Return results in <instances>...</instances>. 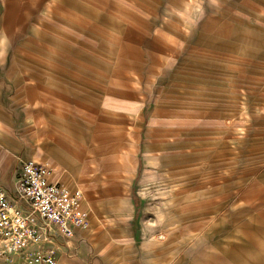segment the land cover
Returning <instances> with one entry per match:
<instances>
[{
    "label": "rangeland",
    "instance_id": "1",
    "mask_svg": "<svg viewBox=\"0 0 264 264\" xmlns=\"http://www.w3.org/2000/svg\"><path fill=\"white\" fill-rule=\"evenodd\" d=\"M231 1L43 0L33 14L37 19L58 15L54 3L71 6L77 15L71 23L61 18L65 28L60 32L61 48L73 45L76 62L63 65L74 70L75 77L68 79L65 71L54 70L52 80V88L82 105L72 104L70 110L58 100H43L42 87L26 88L27 84L36 88L38 80H22L18 40L6 38L0 45V186L15 190L22 160L33 159L52 166V179L83 192L87 226L68 239L56 234L69 242L66 250L56 246L57 264L149 262L150 231L164 213L159 202L164 185L155 183L160 154L150 141L167 102L187 111L186 137L195 147L198 144L196 153L202 155L193 165L201 167L199 178L188 176L183 201L173 204L191 211L198 200L196 191H201L200 225L186 230L170 264L198 260L209 231L206 226L215 219L218 228L209 235L221 239L222 264H251L253 258L264 264V229L257 221L264 212V48H252L251 54L243 45L237 51L233 46L221 49L200 38L202 23L211 12L252 35L264 36V9L252 11L244 0ZM4 8L0 0V37ZM65 31L72 34V42ZM218 34L229 39L227 33ZM173 39L177 44L165 49ZM179 48L184 52L175 53ZM169 54L176 55L173 67L167 66ZM156 58L163 61L158 64ZM11 64L12 73L7 75ZM26 72L41 79L44 74L37 62ZM62 113L70 114L71 136L81 145L78 174L76 161L49 152L43 145L51 139L39 131L44 125L66 131ZM23 126L29 127L25 133ZM137 129L141 147L132 153L137 150L133 141ZM124 139L130 145L117 148L114 156L119 162L127 152L128 171L113 184L103 159ZM153 201L159 202L157 209ZM173 215L178 221V214ZM61 254L70 260L60 262ZM0 264L26 263L21 254L6 252L0 240Z\"/></svg>",
    "mask_w": 264,
    "mask_h": 264
},
{
    "label": "crops",
    "instance_id": "2",
    "mask_svg": "<svg viewBox=\"0 0 264 264\" xmlns=\"http://www.w3.org/2000/svg\"><path fill=\"white\" fill-rule=\"evenodd\" d=\"M42 1L43 0H3L5 8L2 17V35L0 37V45L3 46L6 38L9 41H19L16 51L21 53V56L17 57V60H19L21 63V65L19 63L18 66V68L21 70V78L22 80L29 79V81H35L36 79L38 80V83H36V88H33V86L28 84L26 85V88L29 91L42 87L41 89L45 91L43 100H58L59 102H63L69 110L71 109L72 104H75V106L79 108L82 106L80 103L64 96L62 92L52 88V80L55 77L54 70L60 72L61 70L65 71L66 75H68V79L75 77L74 70L69 67L66 69L63 65V62L65 61L68 63V60H70L71 65L76 62L71 49L73 45L65 44L67 48L62 49L61 45L64 41L63 37L60 35V32L63 31L62 28H65L61 24V18L65 20L69 19V23H71L74 19V16L76 18L77 15H75L71 6L63 8L61 5L54 3V10L58 15H56L54 18L43 16L37 19L35 16H33V14L36 13L37 9L41 8ZM232 2L236 4L234 0L231 1V4ZM244 3L246 9L251 8L250 10L252 11H255L256 9H264V0H244ZM213 10L214 8L212 7V11ZM210 14L211 16L206 18L202 23L205 29L204 32L200 34L201 42L209 45L212 44L221 49L233 46L235 47V51H237L239 46L243 45V48L248 50L247 52H250L251 54L252 48H264L263 35H252L247 28L246 30H243L236 23L221 20L217 15H213V12ZM35 21L39 23L36 26V23L32 24V22ZM51 21H53L54 24L57 22L55 24L56 28H53L54 24L49 23ZM49 29L54 30L57 32V34L53 35V33H49ZM65 33L68 42H72V34H69V31H65ZM218 33H227L229 35V39L222 38V35H219ZM175 44H177L175 39L169 40L165 46V49L172 50ZM183 49L184 48H179V50L176 49L175 53H182L184 52ZM175 56H170L171 61H167V66H174L176 59L174 58ZM245 60H248V58ZM156 61L159 64L163 61V59L156 58ZM35 62H37V65L39 64L41 66V70L44 73L42 79L40 75L38 78H36L34 77L35 75L33 73L31 74L29 72L27 74L26 72L29 71L31 65L35 64ZM13 66L14 64H11V66L8 67L9 69L6 71L7 75L12 73ZM43 81L46 85L41 83ZM33 99L34 98L31 100ZM186 113V110H183V108L180 106H175V103L167 102V104L163 105L162 109L160 110L159 121L154 129V132L152 133L154 134V138H152L150 141L151 146L153 149H157L156 152L160 154V164L156 166L157 178L155 183L160 182L164 185V189L160 187V189H162V194L160 197L161 200L159 201L161 202L164 213L161 212V215L158 217L159 221L155 225L156 227L153 226L150 231L151 238L148 242L149 251L147 253L149 262L143 263V261H139L138 264H159V262L162 264H170V256L172 253L179 252L181 248V238L186 233V230L197 229V227L200 225L199 220L202 201L199 198L201 191H196L195 197L198 198V200L196 199L193 202L192 207H190L192 208L191 211H189L188 207H185L182 204L178 203L176 206L173 205L176 201H178V199L180 200V203L183 201L180 197L187 190L188 176H192L194 179L199 178L198 174L201 168L193 166L194 161L200 159L202 155L199 151L196 153V150H199L198 144L195 147V144L186 137V129L188 128L186 127L188 121L184 120V117L187 116ZM61 117L63 118L61 126H63L66 131H62L51 125H44L43 127L39 128L41 133L48 135V137L51 139L50 142H48L49 140L45 139L44 141H46V143L43 146H46V148L49 149L48 151L54 153L58 158L63 160H66L70 157L73 158L77 164L75 173L78 174V166L80 164L79 161L82 158V151L80 149L81 145L75 140L73 136H71L73 130L71 126L72 121L70 114L62 113ZM28 129V126H23L20 130L21 132L25 133ZM136 131L138 133L139 129ZM94 137L95 135L92 137V139H95ZM133 141L137 147V150L132 149L131 152L137 153L138 148L140 149L141 147L139 133L137 134V137H134ZM118 145L119 146H117L112 152L107 153L103 159L105 162L104 169L107 174V179L113 184L114 182L116 183V180L119 177H121L122 171H128V166L124 161V156L127 152L122 154L121 161L118 162L115 160L114 151L120 147L127 149V146L130 144L126 143L124 139V141H121ZM187 147L190 148L187 149ZM95 148L97 149V146H95ZM92 149L94 148L92 147ZM13 190L14 187L9 191ZM110 191L111 189L108 188L107 192ZM159 193L156 192V194ZM159 202L153 201L151 204H153L157 209ZM174 213L178 214L177 216L179 217L181 224H179V220L177 221L174 218ZM260 217L261 218H259L257 221L258 223L262 224L260 227L264 229V212ZM217 228L218 222L216 219L213 221L212 225L206 226V229L209 231L206 232L205 237L203 238L204 249L202 250L199 259H193L192 264L223 263L221 253V239L210 237L209 235L211 229L215 230ZM77 231H79V229ZM54 241L56 246H59V248L63 249L65 248V250L67 248V243L69 244V242L65 241L62 237L56 238ZM140 254L142 253L140 252ZM64 258L70 260L62 254L59 255L60 262ZM253 259L254 261L251 264H258L255 263L258 262V259Z\"/></svg>",
    "mask_w": 264,
    "mask_h": 264
},
{
    "label": "built area",
    "instance_id": "3",
    "mask_svg": "<svg viewBox=\"0 0 264 264\" xmlns=\"http://www.w3.org/2000/svg\"><path fill=\"white\" fill-rule=\"evenodd\" d=\"M52 172L48 163L25 159L15 190L0 186V240L26 264H57L56 234L71 238L88 223L82 190L52 179Z\"/></svg>",
    "mask_w": 264,
    "mask_h": 264
}]
</instances>
